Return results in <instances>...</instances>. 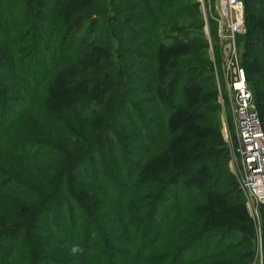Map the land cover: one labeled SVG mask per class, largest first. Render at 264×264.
<instances>
[{
	"label": "trees",
	"instance_id": "obj_1",
	"mask_svg": "<svg viewBox=\"0 0 264 264\" xmlns=\"http://www.w3.org/2000/svg\"><path fill=\"white\" fill-rule=\"evenodd\" d=\"M117 2L0 0V264L244 262L253 247L218 233L223 207H245L226 156L208 152L221 123L213 108L183 109L184 88L217 97L199 4L193 15L187 0ZM245 2L244 67L264 128V0ZM110 20L119 59L94 33ZM163 143L185 162L164 157L159 171Z\"/></svg>",
	"mask_w": 264,
	"mask_h": 264
},
{
	"label": "rangeland",
	"instance_id": "obj_2",
	"mask_svg": "<svg viewBox=\"0 0 264 264\" xmlns=\"http://www.w3.org/2000/svg\"><path fill=\"white\" fill-rule=\"evenodd\" d=\"M123 0H120V2H117L116 4H120ZM130 1V0H129ZM220 0H187V7L190 10V12L194 15L195 9L194 4L192 3H198L200 7L201 12V19L205 23V35L206 39L209 44L208 48V56L209 61L211 64V73L206 74V77L213 78V82H215L216 88V98L212 97L213 100H199L195 99V93L192 91H187V88L182 89V97H183V109H195L199 111L200 109H209L213 108L215 111V115L218 116L219 121L221 123V136H222V142L219 143H211L209 144V151L213 153H220L221 155L226 156V161L221 162L222 167L226 169V171L230 172L231 175H233V178L235 179V187L240 189V182L245 177V167H244V161L243 159L236 154V150L240 147L241 141H240V134L238 129V120L236 115V106H235V95L234 90L232 87L233 83V67H237V63L240 64V67L244 70L245 76L247 78V73L245 71L244 67V59H245V53L247 52V44H248V37L246 35H237L235 39H231L230 41H224L219 34V22H220V13L222 11L221 7L219 6ZM245 5V0H243ZM246 7V5H245ZM112 18H116L118 13H110ZM245 21H246V9H245ZM192 19L190 18V15L185 17V19L182 21V23H191ZM141 24H144L143 21L140 22ZM91 23L87 22L81 25L78 29L75 30V36H80L83 34V32L90 27ZM229 25L227 24L226 29H228ZM108 29L112 30L113 33L117 34L118 27L115 26L114 20L104 21L102 23H98L95 28V34L99 33L102 34L101 36V42L108 43L109 40L113 39V53L115 55L116 59H119V51H121V42L120 39H118L115 36H110L108 33ZM228 31V30H227ZM196 32H193V34ZM122 35H128V33L123 32ZM133 40V38H132ZM135 42V48L139 51H145V45L148 42V38L145 36H137ZM170 40H167V43H170ZM232 44L233 50L235 52L237 51V58L233 56L232 53H230V57H226L225 55V46L227 44ZM143 47V49H142ZM47 57H44L45 59ZM114 59V58H113ZM116 61V60H115ZM143 67L146 66V64L142 63L141 65ZM145 72V71H144ZM143 71L140 73L143 75ZM207 94L205 95V97ZM210 99V98H209ZM179 122V118L175 119L173 121V127L176 126ZM175 130V128L173 129ZM185 141H181L179 148ZM166 143H163V145L159 146L155 153L157 154V169L159 171L162 170V167L166 165V159L173 157L172 159H184L179 160L178 162L184 163L187 159L184 156H178L177 150L171 151L170 148H165ZM179 166L178 164H176ZM242 192V191H241ZM244 198L243 201L245 202L244 208H236L233 206V203H230V205L223 207L224 210L220 213L222 218L219 220L218 224L226 225V230L222 226L219 228L220 235L222 237H225V240L228 239V242L230 244L232 243H241L243 244L242 247H240V250L242 253H248L251 252V248L253 250V254H245L244 262H241L239 264H264V207H260V217L259 219H255L252 214L251 210L246 205V198L245 194L242 192ZM196 216H189L188 219L191 224L193 225L195 229L201 230L206 225L204 224L203 220L201 219H194ZM179 222V221H178ZM177 222L176 228L179 226ZM187 224L185 223V226ZM205 225V226H204ZM241 230L240 232L238 230ZM236 235V236H235ZM234 236V237H232ZM231 237V238H230ZM178 237L171 236L170 242H174V240ZM216 239H220V237H216ZM198 240V238H197ZM204 239H199L198 242L193 246L194 250L192 252H199V250H202L201 245L203 243ZM232 242V243H231ZM169 246V245H168ZM243 248V249H242ZM198 254L192 253L191 256H197ZM238 262V261H237Z\"/></svg>",
	"mask_w": 264,
	"mask_h": 264
},
{
	"label": "built area",
	"instance_id": "obj_3",
	"mask_svg": "<svg viewBox=\"0 0 264 264\" xmlns=\"http://www.w3.org/2000/svg\"><path fill=\"white\" fill-rule=\"evenodd\" d=\"M204 1V0H202ZM220 37L226 42L239 34L246 35L248 27L245 21L243 0H220ZM227 24L229 25L226 29ZM228 30V31H227ZM230 44V43H229ZM224 48L226 57L230 53L237 58V51ZM238 62V58L236 59ZM233 69L232 87L235 95L236 115L240 134V147L236 150L244 161L245 177L240 182V190L245 194L246 205L255 219L260 217V207H264V128L259 109L245 76L237 63Z\"/></svg>",
	"mask_w": 264,
	"mask_h": 264
},
{
	"label": "clouds",
	"instance_id": "obj_4",
	"mask_svg": "<svg viewBox=\"0 0 264 264\" xmlns=\"http://www.w3.org/2000/svg\"><path fill=\"white\" fill-rule=\"evenodd\" d=\"M81 252H83V249H82L80 246H78V245L73 246V247L71 248V254L74 255V256H75L77 253H81Z\"/></svg>",
	"mask_w": 264,
	"mask_h": 264
},
{
	"label": "water",
	"instance_id": "obj_5",
	"mask_svg": "<svg viewBox=\"0 0 264 264\" xmlns=\"http://www.w3.org/2000/svg\"><path fill=\"white\" fill-rule=\"evenodd\" d=\"M230 48H231V45L227 44L226 49H230ZM226 55H228V51L226 52Z\"/></svg>",
	"mask_w": 264,
	"mask_h": 264
}]
</instances>
